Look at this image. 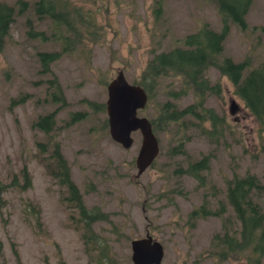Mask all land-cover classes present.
Masks as SVG:
<instances>
[{
    "label": "rangeland",
    "instance_id": "obj_1",
    "mask_svg": "<svg viewBox=\"0 0 264 264\" xmlns=\"http://www.w3.org/2000/svg\"><path fill=\"white\" fill-rule=\"evenodd\" d=\"M0 1L18 10V0ZM24 1L30 6L15 16L0 40V182L8 184L0 196V264H103L96 240L107 249L109 263L133 264L130 241L147 231L163 245L161 264H248L246 254L221 259L222 251L213 245L216 234L237 232L226 197L228 180L253 173L264 183V126L254 121L227 77L215 67L205 73L210 83L221 88L219 95H208L204 105L223 116L224 134L207 137L200 127L209 124L200 126L191 116L187 118L195 126L184 129L171 124L156 130L159 154L140 176L135 166L139 131L132 133V146L123 148L109 134L106 108L93 111L87 105L89 101L105 104L106 83L119 70L128 82H138L155 53L183 45L184 37L205 23L220 30L215 4L210 0H73L84 14L95 16L103 35L99 41L85 37L78 48L61 53L46 73L37 53L61 52L62 44L53 41L49 20H35V0ZM158 4L161 9L156 14ZM28 19L49 39L31 38ZM246 23L245 30L230 25L222 55L237 62L249 58L253 68L264 64V0L252 1ZM54 77L64 96L61 104L50 100L49 80ZM182 87L179 77H160L138 116L155 117L166 101L180 108L190 105L195 101L191 92L171 97ZM20 97L25 100L17 102ZM232 99L238 104L234 114L230 113ZM52 111L56 118L50 133L33 126L39 115ZM78 111L86 117L71 123V114ZM53 143L66 158L86 208L103 214L86 228L67 200V190L50 175ZM204 157L208 168L202 179L185 173L191 162ZM24 168L30 185L21 189L27 179ZM258 202L264 211V195ZM202 205L210 213L190 218V212Z\"/></svg>",
    "mask_w": 264,
    "mask_h": 264
},
{
    "label": "trees",
    "instance_id": "obj_2",
    "mask_svg": "<svg viewBox=\"0 0 264 264\" xmlns=\"http://www.w3.org/2000/svg\"><path fill=\"white\" fill-rule=\"evenodd\" d=\"M217 7L222 27L214 30L205 23L196 32L187 34L183 39V45L173 47L167 51L155 53L146 63L139 81L145 88L148 95L152 94L157 79L162 76L179 77L183 87L176 93H171V97L183 96L191 92L195 101L188 106L178 107L170 101L161 105L158 114L151 118L154 132L164 130L171 124L178 126H195L192 124L191 116L198 121L201 132L209 138L223 135L224 118L212 107L204 105L208 95H219L221 88L218 83H210L205 73L209 67H215L222 76L234 86V93L239 97L244 106L250 111L254 121L264 126V64L257 67H249V58L243 61H234L232 58L223 56L224 42L230 31V25L236 23L247 29L246 14L253 0H210ZM17 9L13 5H8L0 1V40L8 34L10 24L16 15L25 12L30 4L24 0H18ZM161 5L158 4L156 14L160 12ZM33 10L36 21L49 20L52 24L53 41H61V52L42 51L37 53L41 63V68L46 73H50V65L56 61L61 53L68 52L82 45L87 36L96 37L99 41L103 32L95 21V16L91 12L82 11L76 6L73 0H35ZM28 27L27 34L32 37H39L42 41L49 39V36L40 30H35L31 19L26 21ZM52 89L50 100L54 103H64V96L57 78L49 80ZM109 83V81L106 83ZM24 97L18 98L17 102H23ZM93 111H104V103L88 102ZM85 112H75L71 114L70 122L85 118ZM56 111L45 115H39L33 122V126L45 133H50L54 128ZM181 144V143H180ZM42 144H40L41 146ZM181 147V146H180ZM180 147L178 149H180ZM176 149V148H174ZM53 164L48 166L51 177L57 184L67 190V200L78 210L81 221L85 228L90 226L94 220L100 219L102 213L97 210L87 209L78 186L71 177L70 167L66 158L60 151L57 143H53L51 149ZM208 158L191 162L185 173L197 179H202V172L208 168ZM23 183L21 189H26L29 184L28 173L23 169ZM8 184L0 182V196L6 190ZM264 195V183L253 173H246L244 176L234 177L227 182L226 197L228 203L235 214L238 227L237 232L224 231V234H216L213 237V245L218 247L222 253L221 259H226L230 254H246L248 264H261L264 257V211L258 202ZM222 210V207L220 208ZM205 205L200 206L190 212V218H197L207 215ZM218 211L213 212L214 215ZM90 232V229L87 230ZM89 239L94 242L89 234ZM97 249L101 253L100 260L103 264H111L107 261V249L101 248V242L96 240Z\"/></svg>",
    "mask_w": 264,
    "mask_h": 264
},
{
    "label": "water",
    "instance_id": "obj_3",
    "mask_svg": "<svg viewBox=\"0 0 264 264\" xmlns=\"http://www.w3.org/2000/svg\"><path fill=\"white\" fill-rule=\"evenodd\" d=\"M107 100L105 108L111 138L123 148L133 144L132 133L139 131L141 144L135 158L136 176H140L159 154L158 138L153 130L152 122L146 116H138V110L145 108L148 93L139 84L127 81L122 70H119L106 86ZM238 110L234 99L230 101V113ZM151 238L134 239L131 242V259L134 264H161L164 250L159 241Z\"/></svg>",
    "mask_w": 264,
    "mask_h": 264
},
{
    "label": "flooded vegetation",
    "instance_id": "obj_4",
    "mask_svg": "<svg viewBox=\"0 0 264 264\" xmlns=\"http://www.w3.org/2000/svg\"><path fill=\"white\" fill-rule=\"evenodd\" d=\"M148 97H149V95H148ZM155 161V160H154ZM152 165V164H151ZM144 238H148V239H150L151 238V243L153 242V241H159L158 239H156V237L155 236H153L152 234H150L148 231L144 234V236H141V237H138V238H135V239H144ZM134 240V239H133ZM131 242H132V240L130 241V247H131V255H132V246H131ZM160 242V241H159ZM161 243V242H160ZM162 244V243H161ZM163 246V245H162ZM164 250V249H163ZM132 260V259H131ZM134 264V263H133Z\"/></svg>",
    "mask_w": 264,
    "mask_h": 264
}]
</instances>
